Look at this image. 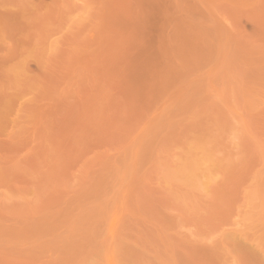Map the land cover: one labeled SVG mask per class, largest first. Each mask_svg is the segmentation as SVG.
<instances>
[{"label": "rangeland", "instance_id": "obj_1", "mask_svg": "<svg viewBox=\"0 0 264 264\" xmlns=\"http://www.w3.org/2000/svg\"><path fill=\"white\" fill-rule=\"evenodd\" d=\"M0 264H264V0H0Z\"/></svg>", "mask_w": 264, "mask_h": 264}]
</instances>
